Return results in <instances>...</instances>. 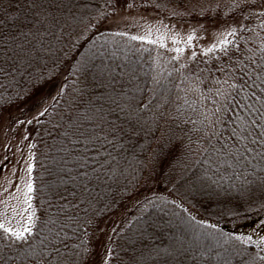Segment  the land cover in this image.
I'll return each instance as SVG.
<instances>
[{
	"label": "trees",
	"instance_id": "1",
	"mask_svg": "<svg viewBox=\"0 0 264 264\" xmlns=\"http://www.w3.org/2000/svg\"><path fill=\"white\" fill-rule=\"evenodd\" d=\"M218 2L229 0H0V117L15 107L14 123L37 113L25 124L36 218L24 240L0 229V264H39L30 253L53 245L60 256L47 257L51 264H93L105 237L104 264L264 256L229 227L264 212V145L251 142L254 125L240 139L247 121L264 124V0L214 11ZM131 4L171 23H199L196 31L221 19L237 32L226 37L227 55L218 46L177 60L133 39V25L112 24ZM197 76L203 97L183 91L185 77ZM222 105L213 135L204 115L215 120Z\"/></svg>",
	"mask_w": 264,
	"mask_h": 264
},
{
	"label": "rangeland",
	"instance_id": "2",
	"mask_svg": "<svg viewBox=\"0 0 264 264\" xmlns=\"http://www.w3.org/2000/svg\"><path fill=\"white\" fill-rule=\"evenodd\" d=\"M151 12H144L141 9L131 7H119L117 14L112 17V24L120 27H130L136 29L139 36L145 35L151 29V38L158 39L161 34H165L168 38L165 41L166 50L171 54H184L183 58L193 57V53L201 54L206 52L213 44H217L220 39H226L228 32L231 31L233 22L216 19L208 21L204 24L203 31H200L196 25L181 24L179 22L171 23L157 17L150 16ZM154 15V14H153ZM159 29V32L157 31ZM176 35L182 41L175 43L172 37ZM192 35L193 39L188 41V36ZM160 45L159 43H156ZM161 46V45H160ZM180 47L186 51L176 53L173 48ZM218 47V46H217ZM198 52V53H197ZM21 107H15L3 113L0 117V222H5L7 227L18 229L29 214H36V210L32 205L31 209L24 211L28 206L25 199L31 197L28 192L27 184L32 181L33 157L34 150L28 137V131L25 124L32 120L37 113L29 114L24 122H13V118L18 120V113ZM23 217V219H22ZM36 218V215H35ZM229 227L240 234L241 237L247 239L251 237V241L259 242L264 238V212L241 220H235ZM177 238H184L187 235L181 233ZM177 242V239L175 240ZM250 241V242H251ZM256 246L257 244L254 243ZM106 237L99 240L97 250L96 264H104V256L106 254ZM258 247V246H257ZM260 249V247H258ZM261 250V249H260ZM93 263V264H95Z\"/></svg>",
	"mask_w": 264,
	"mask_h": 264
},
{
	"label": "snow or ice",
	"instance_id": "3",
	"mask_svg": "<svg viewBox=\"0 0 264 264\" xmlns=\"http://www.w3.org/2000/svg\"><path fill=\"white\" fill-rule=\"evenodd\" d=\"M227 7L230 11H235L237 9H241L242 7H248V6H254V5H250L249 4V0H229V2L225 3V4H221V3H216L215 8L213 9L215 11V9H219L221 7ZM211 7V6H209ZM204 11H207L206 8H201V12L203 13ZM173 14H176L175 12ZM262 16H264V13L261 14ZM260 27L264 28V23H262L260 25ZM157 31L159 32V29H157ZM237 32V28H232L230 32H228L229 36L234 35ZM151 29H149L148 32L145 33V35L143 36H135L133 37V39H137V40H147L148 43L150 44H156L159 43L161 46L166 47L165 41L168 38L165 34H161L158 39H152L151 38ZM121 35H124L125 33H120ZM172 39L174 40L175 43H180L182 42L178 36L174 35L172 37ZM193 39L192 35L188 36V41H191ZM231 41L227 40V39H220L217 44H213L211 48H209L207 51H212L213 49H215L217 46H219L221 48V50L225 51V54L227 55V52L224 48L225 45L230 44ZM261 51L264 52V39L261 40ZM172 51L176 52V53H180L182 51H184V49L180 48V47H175L172 49ZM193 56H195V53H193ZM175 59L179 60L180 57L179 55H177L175 57ZM185 67H187V65H185ZM221 71L223 69H220ZM182 82H187V87L185 89H183V91H185V93L187 94L189 91L191 92H198L199 95L201 97L204 96L203 92L200 91V84L203 83V81L200 79L199 76L196 77V80L193 81L191 79V77H185V81ZM216 84H227L228 81L225 80L223 82L216 80L215 81ZM229 88H233V87H237L236 85H228ZM242 90V89H241ZM209 91H213V89H209ZM262 92H264V89L261 90ZM215 95L222 97L225 101L228 99V96L230 95L229 92L223 91L220 88H215L214 89ZM254 95V94H253ZM259 111V110H256ZM227 112V108L225 106L222 105L221 108L216 109L214 112L211 113L212 116L216 117L215 120L210 119V117L205 114L204 115V120L208 122V128L209 131L212 132L213 135H215V128L217 123H223V116L226 114ZM238 120H240L241 118L238 117ZM261 119L264 120V113H261ZM233 123H235V121H233ZM255 126L254 128H252V131L256 132V135H254L252 137L251 142L253 144L257 143V138H259V143L261 145H264V124H260L258 123L256 120H251V121H247L246 123L243 124V131L240 134V139L241 140H245L248 139V136L244 135L243 132H248L249 128L251 126ZM256 129H258V131H256ZM232 135L235 136L237 135V130L235 128H233L232 130ZM27 189L28 192L31 193L33 191V186L31 183H28L27 185ZM30 199L31 197H27L25 199V204H27V208L24 209V211H28L29 209H31L32 205L30 204ZM23 219V217H22ZM34 222H35V214L31 213L27 216L26 218V223H23L20 228L18 229H13L12 227H7L5 222H0V229H3L6 233H10L12 236H15L17 239L20 240H24L26 238L25 233H31L33 226H34ZM239 239L245 243L251 241V237H248L247 239H245L244 237H239ZM252 243H256L258 247H260L261 251L264 252V238H261V240L259 242L257 241H251ZM53 253L56 254L57 258H59L60 256V251L58 248H56L54 245L52 246V249L50 251H43L40 253H35V250H33L32 253H30V255H36L37 259L39 261V264H51V261L47 260V257H50L53 255ZM13 258L12 257H8L7 261L10 262ZM259 259L260 261H264V256H260L259 253L256 254V257L253 258L252 264H255V260ZM57 264H65V261L57 259Z\"/></svg>",
	"mask_w": 264,
	"mask_h": 264
}]
</instances>
